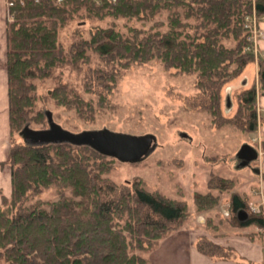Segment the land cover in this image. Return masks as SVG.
Instances as JSON below:
<instances>
[{
	"label": "trees",
	"instance_id": "obj_1",
	"mask_svg": "<svg viewBox=\"0 0 264 264\" xmlns=\"http://www.w3.org/2000/svg\"><path fill=\"white\" fill-rule=\"evenodd\" d=\"M8 1L14 18L7 29L6 58L14 141L8 160L12 194L3 197L0 205V264H151L145 254L189 218L185 200L151 191L139 177L116 183L108 177L116 159L89 146L35 145L15 138L27 126L47 128L49 98L55 106L75 109L81 117L95 110L94 102L84 99L58 73L72 66L89 65L90 77L101 89H97V103L105 105L132 65L157 60L177 74L196 76L201 108L214 121L220 120L221 90L253 62L246 50L250 41L245 19L253 10L264 18V0H255V5L251 0ZM164 14L165 21L158 19ZM107 17L115 21L106 27L94 25L89 36L77 27L69 47L61 43L60 31L75 19ZM119 18L153 25H126L123 31L116 24ZM258 73L259 91L264 92V59ZM86 78L85 91L91 92L94 84ZM49 79L55 80L54 87L39 92ZM235 98L236 119L224 124L254 133L258 126L255 86L237 92ZM208 186L225 192L233 183L212 177ZM53 187L59 190L57 200L30 202ZM67 189L71 196L66 195ZM218 200L211 193H196L194 204L199 210H213ZM229 204L230 225L258 228L259 237H264L263 214L250 213L245 222H237L235 214L247 210L246 201L233 193ZM210 225L208 220L207 227L216 228ZM197 242L202 254L227 257L224 248L207 238Z\"/></svg>",
	"mask_w": 264,
	"mask_h": 264
},
{
	"label": "rangeland",
	"instance_id": "obj_2",
	"mask_svg": "<svg viewBox=\"0 0 264 264\" xmlns=\"http://www.w3.org/2000/svg\"><path fill=\"white\" fill-rule=\"evenodd\" d=\"M1 2L0 20H2L4 28L0 29V40L3 35L8 42L7 25L9 26L14 18L10 13V1L1 0ZM251 2L255 5V0H251ZM165 16L166 14L158 16V19L165 21ZM258 18L260 33L264 35L263 26H261L264 18ZM113 21L115 20L110 17L103 21L88 18L75 19L70 22L69 26L60 31V41L63 46L68 48L75 38L73 32L77 27H80L85 36H89V31L94 25L106 27ZM116 24L123 31H126V25L138 28H148L153 25L152 22L145 24L137 20L128 22L122 18L117 19ZM249 47L246 50L250 52ZM260 53L264 52L260 51ZM261 59L264 57H253L251 63L253 65L258 62L255 75L256 82L253 85L256 89V97L260 90L258 69ZM95 66H97L96 60L91 67L95 68ZM88 68H90L89 65L79 68L72 66L66 67L58 73H62L63 76L60 75L63 77V81L76 89V92L82 95L84 99L93 101L95 110L81 117L75 109L59 108L49 98L47 109L51 110L55 122L71 132L107 128L117 133L131 135L154 134L158 139V145L153 152L135 163L115 160V165L108 177L118 184L126 181L131 182L139 177L144 181L147 189L157 190L170 199L185 200L189 207L190 216L182 227L187 223L197 224L195 219L198 215H203L206 221L201 226L206 232L208 231L210 236L240 235L251 240L254 237L253 228H237L232 224L231 226L229 222L230 213L225 216L231 194L236 192L235 194L238 193L244 197L249 196L250 192L247 188L251 185L249 184L251 183V175L244 172H234V168L237 166L236 152L242 144H250L258 149V152L259 150L260 152L264 151L262 147L264 140H259L257 129L254 133H243L231 123L224 124L226 120L230 122V120L236 119L238 109L235 94L251 88L252 82L248 84L244 72L221 90L220 110L222 117L220 120L214 121L213 117L201 108L202 93L195 86L196 76L194 75L177 74L174 69H166L157 60L143 65H132L131 69L120 78L117 87L113 90L114 93L109 95L105 105H99L97 103L99 98L97 89L100 88L95 87L97 81L95 82L90 77ZM86 76L94 84L91 92L85 91ZM55 83V80L49 79L40 86L39 92L45 93L53 88ZM258 115L257 111V120ZM181 133H186L187 137L181 136ZM12 141L14 140H11L10 137V147ZM15 141L24 142L20 135L16 136ZM212 177L223 181H232V189L225 190V192L216 189L209 190L208 185ZM196 193H211L213 196H217L219 199L217 206L213 210H199L194 204ZM257 193H259V196L257 194L259 198L248 203L247 214L254 213L250 206H262L261 191ZM59 195V190L53 187L45 190L42 195L35 197L30 202L38 199L51 202L57 200ZM66 195L71 196L70 189H67ZM261 211L262 207L259 212L254 214H259ZM208 220L211 223L210 227H216L214 230L207 227ZM162 241H164L163 238L157 242L158 245L155 248L158 249L162 245ZM153 250L145 255L150 258Z\"/></svg>",
	"mask_w": 264,
	"mask_h": 264
},
{
	"label": "crops",
	"instance_id": "obj_3",
	"mask_svg": "<svg viewBox=\"0 0 264 264\" xmlns=\"http://www.w3.org/2000/svg\"><path fill=\"white\" fill-rule=\"evenodd\" d=\"M1 9L2 2L0 0V12ZM261 26H263L262 29L264 31V20ZM3 28L4 25L2 24V20H0V29ZM7 43L5 37L2 35L0 40V205L2 204L3 197H10L12 194L11 168L7 164L11 137L8 96L9 84L6 61L8 50ZM258 49H260L261 52H264V38L258 43ZM257 63L249 65L247 70L243 73L248 80V84H251L252 82L250 87L256 82L255 75ZM257 97L256 109L259 114L257 136H259V140L262 141L264 140V92L259 91ZM256 150L258 158L256 161L252 162L248 168H234L235 173L244 172L251 175V183H249L251 185L247 188L251 193L249 192V196L246 195L243 197L246 201L247 207L250 201H255V199L258 200L259 193L257 192L261 191V194L264 196V151L260 152L259 150L258 152V149ZM254 170H257L258 172L256 173ZM229 205L230 204H228L227 208L228 214L230 213ZM256 207L250 206L251 210ZM259 207H262L261 214L264 215L263 205ZM240 211H243L246 216H248L246 211L239 210L235 214L237 221V215ZM195 220L197 224L193 223L192 225V223H187L184 227L164 237L162 245L151 252V264H264V237H259L261 231L258 228L251 227L253 228L254 233V237L251 238V240L240 235L212 237L207 233L208 231L206 232L201 226V224L206 221L204 216L198 215ZM201 237H205L215 245L217 244L224 248V250L228 252L227 257L212 259L211 256L209 257L202 254L198 249L197 242Z\"/></svg>",
	"mask_w": 264,
	"mask_h": 264
},
{
	"label": "water",
	"instance_id": "obj_4",
	"mask_svg": "<svg viewBox=\"0 0 264 264\" xmlns=\"http://www.w3.org/2000/svg\"><path fill=\"white\" fill-rule=\"evenodd\" d=\"M48 128L34 130L29 126L20 133L24 143L51 144L67 142L72 145L89 146L93 150L108 157H113L119 162L135 163L143 160L153 152L158 145V139L154 134L131 135L117 133L107 128L98 130H86L83 132H71L56 123L51 111L46 112ZM181 136L187 137L186 133ZM257 150L250 144H242L236 152L237 168H248L258 158ZM254 172H258L254 170ZM238 221L245 222L248 216L243 211L238 213Z\"/></svg>",
	"mask_w": 264,
	"mask_h": 264
},
{
	"label": "built area",
	"instance_id": "obj_5",
	"mask_svg": "<svg viewBox=\"0 0 264 264\" xmlns=\"http://www.w3.org/2000/svg\"><path fill=\"white\" fill-rule=\"evenodd\" d=\"M259 18L258 16L255 14L254 10L252 12L251 16L246 17L245 19V28L247 29V32L249 34V41H250V47L249 50L250 52L253 54L254 58L257 57H264V53H260L259 49H258V41H260V39L263 38V34L261 35L260 33V26H259ZM262 196V205L264 207V196L263 194H261ZM254 211V213L259 212V208H253L252 209ZM264 210V209H263ZM225 216H228V212L226 211Z\"/></svg>",
	"mask_w": 264,
	"mask_h": 264
}]
</instances>
